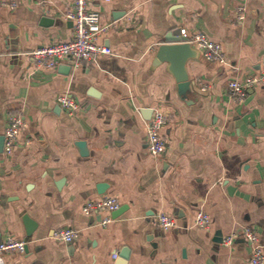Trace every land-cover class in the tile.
<instances>
[{
    "label": "crops",
    "instance_id": "obj_1",
    "mask_svg": "<svg viewBox=\"0 0 264 264\" xmlns=\"http://www.w3.org/2000/svg\"><path fill=\"white\" fill-rule=\"evenodd\" d=\"M73 2L0 0V136L12 115L27 123L15 151L0 152V241L28 240L24 253L0 255V264H250L245 231L264 244V85L235 101L229 82L264 71V0H89L111 25L99 42L112 54L38 67L33 49L73 37ZM198 31L226 58L208 60L193 44L186 71L201 92L182 94L156 55L167 39L189 41ZM60 95L79 102L73 115ZM158 111L167 115L166 150L155 156L148 129ZM104 196L117 197L122 213H84L85 202ZM200 211L209 228L196 225ZM161 213L176 226L163 229ZM26 214L38 224L31 236ZM64 228L78 238L57 240ZM231 234L238 237L226 246Z\"/></svg>",
    "mask_w": 264,
    "mask_h": 264
},
{
    "label": "built area",
    "instance_id": "obj_2",
    "mask_svg": "<svg viewBox=\"0 0 264 264\" xmlns=\"http://www.w3.org/2000/svg\"><path fill=\"white\" fill-rule=\"evenodd\" d=\"M11 6H16V2H11ZM245 6H239L237 18L244 19ZM66 17L74 23L73 37L66 41H59L51 44H44L33 49L30 54L35 64L40 68H52L60 64L64 59H71L75 66L96 61L99 56L112 54V49L99 42L101 32L110 28V24H103L100 12L89 8V0H74L73 5L66 12ZM181 35L187 36V32L182 29ZM189 42L198 48L204 57L211 61H224L226 56L222 45L212 40L205 32H196ZM259 85H264V71L248 76L244 80H232L229 82L230 96L235 101H243L251 91ZM58 104L69 115H73L79 109L80 104L74 98L67 95H60L57 98ZM167 122L165 112L158 111L150 121L148 129V145L150 152L158 156L166 150V140L160 133L162 126ZM25 117L15 114L10 117L5 130L4 152L12 154L19 141V135L26 126ZM120 201L114 196H104L95 200H88L83 205V211L87 215L112 212L120 208ZM158 224L163 229H170L176 226V218L172 215L161 213L158 215ZM111 215L107 216L103 223L111 221ZM196 225L201 228H209L211 223L210 215L200 211L196 215ZM79 236L75 228H64L58 230L55 237L59 241L66 243L74 242ZM237 234L227 236L223 243L232 246L237 239ZM245 237L253 246V252L249 259L250 264H264V244L259 236L252 229L245 231ZM28 245L27 239H17L8 236L0 241V255L5 253H24ZM117 256V255H115Z\"/></svg>",
    "mask_w": 264,
    "mask_h": 264
},
{
    "label": "water",
    "instance_id": "obj_3",
    "mask_svg": "<svg viewBox=\"0 0 264 264\" xmlns=\"http://www.w3.org/2000/svg\"><path fill=\"white\" fill-rule=\"evenodd\" d=\"M180 32V31H179ZM168 41L161 44L159 46V50L156 55V62H163L167 61L170 63V70L176 77L178 82L179 91L180 93H186L190 88L197 92H201L195 84L189 80L187 71H186V64L189 58L195 57L197 54V50L193 47V43L189 41H183L182 39L178 38H169ZM92 94H96L94 89L91 90ZM5 145V136H0V152L4 150ZM77 147L79 148L82 155H87V144L85 141H78ZM107 183H101L98 185L99 191L104 193L107 187ZM229 190L231 193L236 192V188L234 186H230ZM124 207L116 210L113 212L114 215L122 213ZM24 224L26 226L27 235L31 236L35 229L37 228L38 224L34 221L29 215H24L23 217ZM27 250V248H26ZM124 260L129 258V252H124L122 255Z\"/></svg>",
    "mask_w": 264,
    "mask_h": 264
}]
</instances>
